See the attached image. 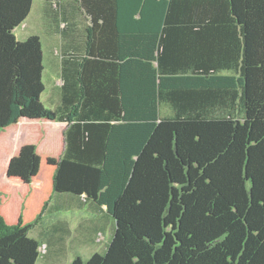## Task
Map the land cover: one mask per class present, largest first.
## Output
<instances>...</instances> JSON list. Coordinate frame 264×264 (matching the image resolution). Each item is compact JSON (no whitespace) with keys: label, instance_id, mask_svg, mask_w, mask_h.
Listing matches in <instances>:
<instances>
[{"label":"trees","instance_id":"1","mask_svg":"<svg viewBox=\"0 0 264 264\" xmlns=\"http://www.w3.org/2000/svg\"><path fill=\"white\" fill-rule=\"evenodd\" d=\"M34 1L0 0V264H36L57 193L115 221L67 264H264V0H44L82 25L54 109Z\"/></svg>","mask_w":264,"mask_h":264},{"label":"rangeland","instance_id":"2","mask_svg":"<svg viewBox=\"0 0 264 264\" xmlns=\"http://www.w3.org/2000/svg\"><path fill=\"white\" fill-rule=\"evenodd\" d=\"M43 3V0L34 1L29 17L16 27L15 32L20 40L26 39L31 34H38L42 38L45 49V65L47 67L44 74V83L47 90L43 95V102L49 108L54 109L55 103L48 97L54 96L55 89L61 83L59 71L60 36L58 33L49 31L50 27H47L45 18L42 15ZM160 112L162 116H167L172 114L173 110L166 103H162ZM237 115L240 116L238 113ZM68 195V193H64L60 196L66 197ZM77 198L76 196L75 198L67 197L65 200L57 201L60 204L58 205L59 213L57 217L63 221L67 228L66 232L61 235V240L58 239L61 243L60 256L55 258L56 252L50 244L47 248L42 247V250L44 248L45 251L39 255L36 264H66L76 255L88 258L95 252H106L114 234V219L106 211L100 209L99 206H88L87 203V205H83V202ZM37 231L33 230L30 236L38 234ZM37 239L42 243V239L38 237Z\"/></svg>","mask_w":264,"mask_h":264},{"label":"crops","instance_id":"3","mask_svg":"<svg viewBox=\"0 0 264 264\" xmlns=\"http://www.w3.org/2000/svg\"><path fill=\"white\" fill-rule=\"evenodd\" d=\"M65 4H67V3H62L63 7L61 9H64V11L68 10L69 15L73 16V19H75V21H72L71 23H69V25H70L69 29H68V35H70L69 41L65 40V37L68 36V35H65L66 31L64 29L67 23H65L64 21H62L60 23L58 19L55 20V18H54L55 13L56 14L59 13L60 17H61L59 7L58 6L55 7V5L53 3L48 2V1H44V3L42 4V11H43L42 15L45 18V22H46L47 27L48 26L50 27L49 31H52L54 33H58L60 36V63H59L60 70L59 71H60L61 83L55 89L54 96L48 97L52 102L55 103V108L58 106V104L60 102L61 84L63 82L62 77H61V74H62L61 59L63 56L62 55L63 47H64L65 42H66V44L69 45L70 42H73L75 40V36H76L77 30H78V27H82V25H80L81 23L78 21V17H77L78 11L75 10V12H74V6L71 3H68V5H65ZM33 6H34V2L32 5V8H31V11L33 9ZM65 8H68V9H65ZM31 11H30V13H31ZM30 13L28 14V16L26 18L29 17ZM74 22H76V23H74ZM42 43H43V41H42ZM44 53H45V49H44ZM46 68L47 67L45 65V71H46ZM46 90H47V87L45 89V92H46ZM68 194L69 195L66 197H61L60 195H64V193H57L55 195L53 201L50 203V205L47 209V213L45 215L44 220L38 226L34 227L30 232V235H31L33 230H38L37 231L38 234H35L36 236L32 235V237H34L36 239H37V237L42 239V243L37 239L40 242V244L42 245V246H40V254H42L45 251L44 248L42 250V247L47 248L50 244H51L52 248L54 249V251L56 252L55 258L57 256H60V254H61L60 253L61 252V243H60L61 239L60 238H61V235H63L64 232H66L67 228L65 227L63 221H61V219L57 217L58 213H59L58 212L59 211L58 205H60L59 202H57L58 200L59 201L65 200L67 197L75 198V196H76V197H78L77 199H79L83 202V205L86 203L88 204V206L95 205L90 200L85 199L84 196L74 195L71 193H68ZM56 208H58V209H56ZM58 239H60V240H58ZM45 243H47V245H45Z\"/></svg>","mask_w":264,"mask_h":264}]
</instances>
